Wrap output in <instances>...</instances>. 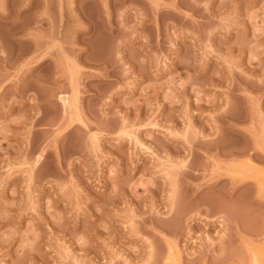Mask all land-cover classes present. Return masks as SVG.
I'll list each match as a JSON object with an SVG mask.
<instances>
[{
	"label": "rangeland",
	"instance_id": "obj_1",
	"mask_svg": "<svg viewBox=\"0 0 264 264\" xmlns=\"http://www.w3.org/2000/svg\"><path fill=\"white\" fill-rule=\"evenodd\" d=\"M0 264H264V0H0Z\"/></svg>",
	"mask_w": 264,
	"mask_h": 264
},
{
	"label": "bare ground",
	"instance_id": "obj_2",
	"mask_svg": "<svg viewBox=\"0 0 264 264\" xmlns=\"http://www.w3.org/2000/svg\"><path fill=\"white\" fill-rule=\"evenodd\" d=\"M69 98H66V97H63L62 98V102L66 105V104H68L69 103Z\"/></svg>",
	"mask_w": 264,
	"mask_h": 264
}]
</instances>
